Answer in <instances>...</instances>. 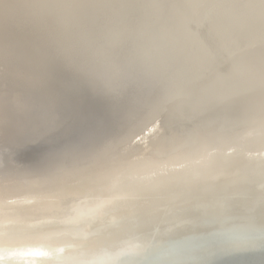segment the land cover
Returning <instances> with one entry per match:
<instances>
[{
	"label": "bare ground",
	"instance_id": "1",
	"mask_svg": "<svg viewBox=\"0 0 264 264\" xmlns=\"http://www.w3.org/2000/svg\"><path fill=\"white\" fill-rule=\"evenodd\" d=\"M65 90L102 130L43 175L0 163V264H126L182 247L159 226L264 213V0H0L1 154Z\"/></svg>",
	"mask_w": 264,
	"mask_h": 264
},
{
	"label": "water",
	"instance_id": "2",
	"mask_svg": "<svg viewBox=\"0 0 264 264\" xmlns=\"http://www.w3.org/2000/svg\"><path fill=\"white\" fill-rule=\"evenodd\" d=\"M132 101L135 106L130 105V108L122 105V108L141 112L149 107L133 98ZM83 110L89 114V123L82 131L68 134L65 129L71 126L72 121L68 113H62L63 128L59 131L60 135L57 132L43 138L39 143L28 146L14 145V149L10 148L11 152L7 156L1 154L0 149V163L5 165V169H20L33 176L49 173L62 166L68 159L66 155L70 150L74 153L83 152L88 140L102 130L103 115L97 110L90 112L89 107H84ZM123 112L122 110L121 114L118 110L112 114L114 121L110 119V123L114 127L113 131L118 128V122L122 121ZM69 113L71 114V111ZM104 116L109 122V115ZM162 229L159 226L154 231L165 237V243L179 240L183 242L182 247L158 253L145 260L134 258L126 264H264V213L261 209L245 220L232 217L206 220L196 217L191 223L186 221L184 226L176 231L162 233ZM249 230L261 231L257 234H245Z\"/></svg>",
	"mask_w": 264,
	"mask_h": 264
},
{
	"label": "snow or ice",
	"instance_id": "3",
	"mask_svg": "<svg viewBox=\"0 0 264 264\" xmlns=\"http://www.w3.org/2000/svg\"><path fill=\"white\" fill-rule=\"evenodd\" d=\"M64 94L68 99V103L72 105L70 115L72 124L65 131L68 134H74L87 127L89 114L74 103L75 90H65ZM105 95L111 109L118 108L124 103L122 94L105 93ZM62 128L63 123L61 119L50 109L35 127L18 131L15 134V140L22 146H28L39 143L46 136L53 135ZM0 130L7 131V128L4 125H0Z\"/></svg>",
	"mask_w": 264,
	"mask_h": 264
}]
</instances>
